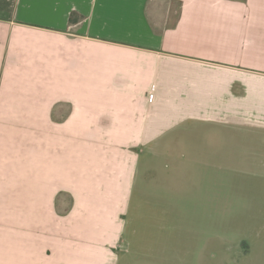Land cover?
<instances>
[{
    "label": "crops",
    "instance_id": "1",
    "mask_svg": "<svg viewBox=\"0 0 264 264\" xmlns=\"http://www.w3.org/2000/svg\"><path fill=\"white\" fill-rule=\"evenodd\" d=\"M171 141L208 206L264 167V0H0V264H118Z\"/></svg>",
    "mask_w": 264,
    "mask_h": 264
},
{
    "label": "rangeland",
    "instance_id": "2",
    "mask_svg": "<svg viewBox=\"0 0 264 264\" xmlns=\"http://www.w3.org/2000/svg\"><path fill=\"white\" fill-rule=\"evenodd\" d=\"M168 144L174 149L157 163L159 173L147 177L159 176L158 181H165L172 192L188 190L191 203L181 206L159 199L164 195L157 191H135L123 217L118 264H264V167L251 157L253 171L227 175L218 171L210 190L215 198L208 206L211 182H200L196 167L191 169L195 180L188 181V165L175 156L180 144ZM192 191L205 192V199H194Z\"/></svg>",
    "mask_w": 264,
    "mask_h": 264
},
{
    "label": "trees",
    "instance_id": "3",
    "mask_svg": "<svg viewBox=\"0 0 264 264\" xmlns=\"http://www.w3.org/2000/svg\"><path fill=\"white\" fill-rule=\"evenodd\" d=\"M71 20H72V21L74 20L73 16H71Z\"/></svg>",
    "mask_w": 264,
    "mask_h": 264
}]
</instances>
